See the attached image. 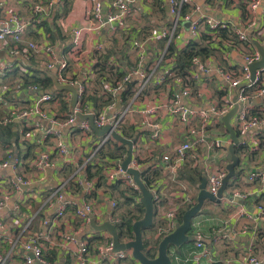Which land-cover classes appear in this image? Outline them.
I'll return each instance as SVG.
<instances>
[{
  "label": "crops",
  "instance_id": "obj_1",
  "mask_svg": "<svg viewBox=\"0 0 264 264\" xmlns=\"http://www.w3.org/2000/svg\"><path fill=\"white\" fill-rule=\"evenodd\" d=\"M36 1L7 0L6 5L13 7L22 17L31 18L32 7ZM94 1H99L104 11L111 0H63L61 7L58 4L55 5L48 16L46 15L43 18L44 21L38 28H28L23 36L24 45L28 43H48L52 46L57 61L64 58L63 50L70 42L71 30L84 24L85 12ZM167 1L131 0L129 3L131 16L128 19L130 28L128 35L118 33L115 37H111L108 29H104L98 40L93 37H86L83 43L84 49H91L94 43L99 42L104 47L103 53L109 50L113 52L110 59L121 62L123 65L124 63L131 65L133 63L131 40L143 41L144 38L156 34L171 22V16L166 10ZM190 4L198 8V11L192 16L193 19L199 17L213 18L228 25V33H232L234 36V38H227L230 40L226 41L218 38L217 34L208 31L202 32H208L207 34L213 38L214 52L208 58L211 60L209 64L212 70L209 73L202 74L194 69L191 74H198V81L194 82L193 87L201 91L202 98L190 101L183 99V104L195 110H208L211 104L234 101L239 91L238 88L227 87L224 80L213 68L219 66L225 69L238 70L244 65V55L257 50L252 41L257 42L259 46L264 48V0H259L258 9L252 15H248V18L242 9V5L237 0H190ZM63 8L65 12H63ZM48 27H52V35L44 31ZM183 27L184 29L176 32L172 42V45L178 49L186 47L189 44H187V41L190 40L189 28L186 24ZM238 32L245 34L247 40L240 41L237 36ZM248 41H250V44L246 43ZM227 42H231L233 45H229ZM164 45L163 39L150 44L146 53L149 60L157 58L158 50L164 48ZM32 58H34V64H30L29 69L17 52L8 51V47L0 48V60L12 61L17 64L16 72V69H14L0 78V120L11 110L33 107L41 96V92L33 93L27 90L23 86L20 75L39 70L50 76L51 79L53 75L55 76V72L45 70L48 59L44 55L34 54ZM19 65H24V68H18ZM261 85L264 86V81ZM168 86L162 88L149 87L144 92L143 97L136 101L138 104L134 106L126 121L139 125L142 120L141 111L144 106L152 103L160 105L166 102L169 97ZM90 89H93V84ZM49 91H43V93ZM178 92V86L172 83L170 93L174 95ZM117 103L121 105V101ZM40 107L51 114L58 115V119L61 118L63 111L60 109V103H47ZM114 109H111L112 111H109L108 115H111ZM250 110L260 112L262 115V122L258 128H254L250 134L246 135L249 151H253L258 145L259 139H264V94L252 101ZM158 121L162 132L160 140L155 144H151L147 137L149 130H143L145 133L142 136H146L141 138L139 143L144 155L139 161L140 173L146 169L153 174L159 173V177L151 182V184L158 185L160 201L155 205L153 226L143 232V238L147 242L153 236L155 229L164 224L162 215L169 210L171 204L178 201L175 196L190 195L194 201L193 203H195L198 193L197 186L201 183L202 176L206 175V170L211 166L226 167L229 163L227 149L210 151L203 145L196 150H191L185 162L177 165V168L171 171L165 164L167 161L163 158L167 157L172 163L175 155L174 147L189 140V138L183 134L180 125L174 122L173 116L165 111L159 113ZM220 123L208 127L209 140L218 139L223 145L229 144V135L224 126H219ZM233 123L234 119L231 120L232 127ZM16 124L19 128L18 141L15 145L9 146L13 150V155H19L22 159L26 151L23 143L34 144L35 153L50 151L52 166L45 169L44 172H37L30 165L32 159H22V161H25L23 171L31 179V183L29 188L21 193L14 192L6 206L0 210V221L4 223V237L2 243H0V248L3 251L8 250L10 241L16 240L19 231L26 223H29L31 232L39 230L42 227L43 220L53 215V206L49 204L51 201L48 202L49 195L65 183L63 199L67 204L65 205L64 217L56 225L54 224L49 228L43 258L45 257L44 259L49 264H75L78 247L71 243H65L62 235L71 233L75 235L77 240L86 243L88 239L100 236V232L93 231L90 224L82 226L74 215L73 203L82 200L92 203L95 209L94 220L97 225L106 222L111 201L115 200L118 203L116 215L125 214L128 207L122 204V201H120L122 198L118 197V193L111 191L106 184L96 188L95 185L87 188L80 185L82 175H75V169L89 155L92 142L80 139L81 136L78 133L68 134L67 131H63V141L68 147V153L65 157H61L54 150L53 141L49 138V143H45L46 138L41 135V130L36 129L37 125L48 128V122L41 120L38 123L36 117H33L27 122H17ZM21 129L23 131L24 129L27 130L22 133L20 132ZM13 130L17 131L15 128ZM9 147L0 146V156L2 158L5 157V152ZM245 154H240L239 166L241 171L232 182L231 187L228 184L223 197L217 202L206 200L200 213L191 221L189 234L191 235L192 230L199 229L202 242L209 251L208 255L201 259L202 264H243L249 256L255 257L259 264H264V215H258L256 207L264 203V148L259 149L256 152V157L250 161L246 160ZM185 163H189L188 166L191 169L199 168L202 171L197 186L191 185L178 176V171ZM238 170L239 168L236 172ZM249 174H254L255 179L249 181ZM9 179H12L9 170L0 171V185L5 183L7 186V180ZM92 181L95 182V180ZM233 192L246 195V199L239 201L232 198L230 194ZM15 204L20 205L17 215L12 214ZM182 208L181 205L179 213ZM96 244L93 242L89 246L88 242L85 257L88 262L93 264H106L105 262L100 263V260L96 257ZM192 247L193 242L184 244L179 248L170 247L169 255L172 258V264H191L187 260ZM20 252L21 250L18 248L17 254L12 256L8 264H23ZM124 264L135 263L133 260L128 259L124 261Z\"/></svg>",
  "mask_w": 264,
  "mask_h": 264
},
{
  "label": "built area",
  "instance_id": "obj_2",
  "mask_svg": "<svg viewBox=\"0 0 264 264\" xmlns=\"http://www.w3.org/2000/svg\"><path fill=\"white\" fill-rule=\"evenodd\" d=\"M6 1L0 0V48L8 47V51L17 52L26 65L34 54L44 55L48 59L45 64V70L55 72V78L59 84L75 87L77 90V101L74 107H72V94L68 91H62L65 94H63L62 101L66 103L67 110L63 111L61 118L58 119V115L51 114L47 110L41 109L40 106L47 103H60V99L56 95L59 91H51L52 87L49 92L43 93L35 85L26 86L27 90L33 93L41 92L39 100L33 107L11 110L1 119V125L5 126L13 122H27L33 117H36V122L38 123L41 120L48 122V128L37 125L36 129L41 130V135L44 138H50L53 141L54 150L61 157H65L68 153V147L63 141V131H67L68 134L78 133L81 136L80 139L92 142L89 155L75 169V175H82L80 185L86 188L94 187V182L85 179V169L88 165H97L102 168V177L107 186H111L116 182H122L126 187L136 190L139 193L132 177L122 169L121 162L126 156L123 159L110 160L108 158L99 159L97 154L107 145L120 144L113 137V134L117 133L122 136L120 127L127 122V117L130 115L134 106L138 104L136 101L139 98L141 99L144 92L151 86L153 88H162L169 85V97L164 104L157 105L152 103L144 106L141 111L142 120L138 125L139 132L132 138L134 144L129 167L134 169L140 170L139 161L144 157L143 150L139 145L141 138L146 136H142L145 133L143 130H149L147 137L151 144H155L160 140L162 132L160 131L161 126L159 125L158 117L161 111H165L167 114L173 116L174 122L180 125L183 134L189 138V140L181 142L174 147L175 155L172 163L167 157L163 158L167 161L165 164L171 171L175 170L177 165L184 163L189 156V152L196 150L199 146L205 145L210 151L222 150L223 144L220 140H209L208 127L212 124L219 123L221 117L231 110L235 103L238 109L233 118V129L239 133L237 135L240 139L238 146H246V135L250 134L254 128H258L262 122L260 117L251 115L250 113V104L252 101L264 94V86L262 87L261 85L264 81V67L256 71L253 81L250 79V65L260 60V55L257 50L244 55V65L238 70L225 69L219 66L213 68L224 80L227 87L239 89L235 103L233 101H224L218 104H211L208 110H195L183 104V99L190 101L202 98L201 91L193 87L194 82L196 83L198 81V74H191L194 69L202 74L209 73L212 69L209 64L211 60L208 58L201 60L199 57H195L192 60L193 69L189 75L191 82L184 83L180 78L173 79L174 73L171 69L175 59L167 56V48L172 44L176 32L184 29L183 25L187 24L190 35L189 41H191L199 39L200 34L204 31L216 34L218 29L228 27L225 23L210 17L193 19L192 16L198 11V8L190 4V0H168L167 7L169 8L168 13L171 16V24L163 27L156 34L144 38L143 41L131 40L130 47L134 65L133 63L131 65L124 63L122 69L124 76L114 85L109 81H103L100 93L101 95H109L112 101L101 108L93 106L88 96L91 90L90 86L95 80L97 54H102L104 47L99 42H96L92 45L91 49L86 50L83 47V43L86 37H93L98 40L104 29H108L111 37H115L118 33L128 35L130 29L128 19L131 16L129 3L131 0H111L109 6L104 11L101 3L94 1L91 7L85 12L84 24L79 28L75 27L71 30L72 37L63 50L64 58L58 61L55 59L54 51L50 44L28 43L24 45L23 36L29 27L38 28L44 21L43 18L46 15L48 16L55 5L58 4L59 7L63 5V0H37L32 7L31 18L22 17L13 7L6 5ZM237 1L242 5V9L244 12H247V15H252L259 7V0ZM183 7L187 8V13L184 15L181 14ZM237 36L240 41L247 40L246 35L243 33L238 32ZM160 39L164 40V48L158 50L157 58L149 60L146 53L149 50L150 44ZM189 41H187V44ZM227 43L233 45L231 42ZM110 62L116 67L119 65L114 59H110ZM23 66L19 65L18 68L22 69L24 68ZM14 68H17V64L14 62L0 60V78L12 72ZM167 79L173 80L167 82ZM132 81H136L132 98L125 108L120 107L117 109V102L121 101L120 95L124 86ZM172 83L179 88V92L174 95L170 93ZM115 107L116 109H114ZM111 109H114V111L111 115H108L109 111H112ZM78 115H91L93 117V125L97 129H102L106 126L110 129L102 136H98L92 130L89 121L79 120ZM15 129L18 128L15 127ZM21 130L20 132L24 133ZM24 162L19 155H13V150L10 148H7L4 158L0 156V171L9 170L12 178L7 180V186L5 183L0 185V210L6 206L14 192L21 193L26 190L23 188H29L31 179L23 171ZM30 165L37 172H44L45 169L50 168L52 166L50 151L36 152ZM226 173L225 166H211L206 170V190L209 194L212 196L217 195ZM248 179L249 181L254 180L255 175L249 174ZM65 186V183L61 184L49 195L48 202L51 201L49 204L53 206V215L43 220L42 227L39 230L31 232L29 223H26L19 231V235L17 234L16 240L10 241L8 250L3 251L0 248V264H8L12 256L17 254L18 248L21 250L23 264H49L43 258L45 242L48 238L49 228L54 224L56 225L64 217L65 205L67 204L63 199ZM148 189L153 194L155 208V205L160 201L158 185L156 186L155 183L151 184ZM230 196L237 200L246 199V195H241L236 192H233ZM175 197L178 201L175 204H171L169 210L162 215L164 224L155 229L153 236L148 241V250L155 249L157 242L163 236L174 230L176 223L179 221L180 206L190 208L194 204L190 195L181 194ZM139 199L135 198V202L139 203ZM19 206V204L14 205L12 210L13 215H17V212L20 210ZM117 207V201H111L110 211L107 214L106 220V222L115 226L121 223L120 215L115 214ZM256 207L259 213L258 215H264V203ZM73 211L82 226H87L91 220H94L95 209L90 202L82 200L81 202L73 203ZM3 229L4 223L0 221V243H2L4 237ZM191 235L194 238L192 241L193 247L188 254L187 261L191 262V264H202L201 259L206 257L209 251L202 242V235L199 229L192 230ZM99 237L100 241L96 244L95 249L96 257L100 260V263L124 264V261L128 259L133 260L130 251H113L112 239L107 232H100ZM62 239L65 243H71L78 247L75 264H93L92 262H88L85 257L88 241L86 243L79 241L71 233L63 234ZM125 241H128V239ZM175 259L178 260L177 257ZM134 263L139 264L136 261ZM243 264H259V262L255 257L249 256L244 260Z\"/></svg>",
  "mask_w": 264,
  "mask_h": 264
},
{
  "label": "trees",
  "instance_id": "obj_3",
  "mask_svg": "<svg viewBox=\"0 0 264 264\" xmlns=\"http://www.w3.org/2000/svg\"><path fill=\"white\" fill-rule=\"evenodd\" d=\"M66 3V1H64ZM66 8V6L64 5ZM63 12H65L63 8ZM187 13V8L183 7L181 10V14L184 15ZM246 17L248 18L247 12H244ZM168 23L167 25H170ZM55 26V25H53ZM52 27L46 28L44 31L52 35L53 31L51 29ZM56 28V26H55ZM231 32V29H230ZM206 33H201L199 39L197 40H191L189 44L184 47L183 49H176L172 44H170L167 48V56L173 57L175 59V62L173 64V67L171 71L173 74V79L180 78L184 81V83L191 82L189 79V75L191 70L193 69L192 60L195 57H199L201 60L211 57V55L214 52V47L212 43V37L209 36ZM217 37L221 40H230L227 38H234L232 33H228V28L226 29H218L217 30ZM247 44H250V41L246 42ZM113 52L111 50L106 51L102 54H97V64L95 66V80L93 83V89L89 91L88 99L93 103V106L97 108H101L104 105L109 104L112 101V98L109 95H101V85L103 81H109L112 85H114L117 81L121 80L124 76V73L122 71L123 64L121 62H118V67L114 66L110 62V57L113 55ZM26 65L27 68L30 69V64H34V58H30V60ZM15 72L17 71V68ZM121 70V71H120ZM21 76V80L23 81V86H31L35 85L39 87L43 91H49L53 85L52 79L47 74L39 71V70H33V72L24 73ZM173 79H167V82H171ZM136 81H132L130 83H127L124 86L123 91L121 92L120 98H121V105L122 108H125L130 99L132 98L134 91H135ZM64 92H57L56 95L60 99V109L62 111L67 110V105L62 101ZM99 102V104H97ZM222 103V102H220ZM251 115H256L261 118L260 112L250 111ZM220 123V122H219ZM18 124L16 122H13L11 124H7L5 126L1 125L0 120V146L1 147H9L12 146V144L15 145V143L18 141V130H13V128L17 127ZM219 126H223L222 123L219 124ZM23 130V129H22ZM27 130V129H26ZM25 132V129H24ZM139 132L138 125L129 124L128 122L124 123L120 127V133L121 135L126 139H132L136 133ZM237 135H239L238 132H236ZM49 138H46L44 141L45 143H49ZM25 144L26 151L24 152V155L22 157L23 160L26 159H32L35 156V145L30 143H23ZM10 148V147H9ZM264 148V139L260 138L258 145L255 150L249 151V147L246 146H238L235 147V155L239 158L241 153H246L245 157L246 160L250 161L251 159H254L256 157V152L259 149ZM127 154V147L120 143V144H113V145H107L104 148H102L98 154L97 157L99 159H105L108 158L110 160H116V159H123ZM240 159V158H239ZM189 163H185L181 169L178 171V176H180L183 180L187 181L193 186H197L198 181L201 179L202 171L199 168L191 169L188 166ZM239 168L238 172L235 173V177L230 181L229 187H231L232 182L237 178L238 173L241 171L240 166H237V169ZM235 169V170H237ZM84 177L87 181L95 180L94 185L95 188L98 186H105L104 178L102 177V168L98 167L97 165H88L84 172ZM159 173L153 174L150 172V170H144L140 174V178L145 184L147 188H150L151 182L153 179L158 178ZM109 189L111 191H116L118 193V197L122 198L120 201H122V204L128 207V210L125 214L120 215L121 217V223L117 224V230L120 240H126V239H132L133 238V232H132V224L134 221L140 219L143 216L144 209L141 203H136L135 198H140V193H138L136 190L130 189L126 187L122 182H116L109 186ZM188 207L185 206L181 209L178 220H180L181 215L184 213V211ZM146 230V229H145ZM143 230V232L145 231ZM100 241L99 236H95L91 239H88L89 246L90 243H98ZM146 246L148 245V242L144 240ZM156 254V248L152 250H147L146 255L149 258H153ZM45 258V257H44Z\"/></svg>",
  "mask_w": 264,
  "mask_h": 264
},
{
  "label": "water",
  "instance_id": "obj_4",
  "mask_svg": "<svg viewBox=\"0 0 264 264\" xmlns=\"http://www.w3.org/2000/svg\"><path fill=\"white\" fill-rule=\"evenodd\" d=\"M166 10L168 11L169 8L167 7ZM252 43L253 45H255L260 55V60L254 62L249 67L251 81L254 80L256 71L264 67V48L259 46L258 43L255 41H252ZM52 82L53 88L51 89V91H68L72 94L71 106L74 107L77 101L76 88L59 84L54 75L52 76ZM235 102L236 101L234 100L233 103ZM120 107V103H118L117 109H119ZM237 109L238 106L235 103L234 107L229 110L225 115H223L220 119L222 125L225 127L229 135L230 142L229 144L223 145V148L227 149V160L229 163L226 165L227 173L222 181V186L219 188L217 195L212 196L208 193V191L206 190V176L203 175L201 183L197 186L198 193L195 203L189 209L184 211V213L181 215L180 220L176 223L174 230L171 233L163 236L157 242L156 254L153 258L147 257L146 251L148 249L144 242L145 239L143 238V230L149 229L153 226V218L155 213L153 194L141 180L140 170L129 167V164L132 159L134 144L133 139H125L117 133H114L113 137L118 142L124 144L127 147L126 157L121 162L122 169L132 177L134 183L136 184L140 193V203L143 206L144 213L140 219L133 222V238L129 239L128 241L120 240L117 227L109 222H104L100 225H97L94 220H91V229L96 232H107L112 239L113 251H130L132 259L139 264H172V258L169 255V248H179L182 245L192 242L194 240L193 236L189 234L192 219L200 213L202 206L206 200H209L211 202L219 201L223 197L229 182L235 177V169L239 165L240 159L235 155L234 149L236 145H238L240 139L238 138L236 132L234 131L231 125V120L234 118ZM78 118L79 120H88L92 130L98 136H102L110 129L108 126L102 129H97L93 125V117L91 115H78ZM23 189H27V187Z\"/></svg>",
  "mask_w": 264,
  "mask_h": 264
}]
</instances>
